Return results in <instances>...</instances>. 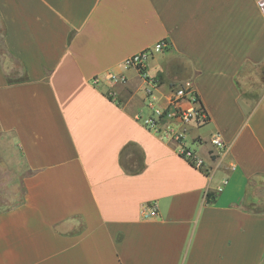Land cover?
Returning a JSON list of instances; mask_svg holds the SVG:
<instances>
[{
	"label": "crops",
	"instance_id": "1",
	"mask_svg": "<svg viewBox=\"0 0 264 264\" xmlns=\"http://www.w3.org/2000/svg\"><path fill=\"white\" fill-rule=\"evenodd\" d=\"M162 39L148 72L165 91L194 81L202 168L135 117L146 83L124 61ZM0 139L27 171L0 210V264H264V7L0 0Z\"/></svg>",
	"mask_w": 264,
	"mask_h": 264
},
{
	"label": "built area",
	"instance_id": "2",
	"mask_svg": "<svg viewBox=\"0 0 264 264\" xmlns=\"http://www.w3.org/2000/svg\"><path fill=\"white\" fill-rule=\"evenodd\" d=\"M259 3L264 7V0H259ZM168 46L169 41L162 39L153 47L135 53L124 61V67L127 70L134 69L146 83L143 89V100L148 112H138L135 117L149 130L163 137L175 139L180 145V153L195 166L202 168L204 160L197 156L194 150L185 143L186 136L192 125L201 127L209 121V113L200 103L199 93L194 81L191 79L178 81L165 91L162 89L161 80L151 76L148 72L150 60L156 54L164 52ZM106 76L109 81L115 84H123L129 80L128 76L124 73H108ZM99 81V77L93 79L94 83H98ZM211 144L219 150L228 148V144L220 134L212 135ZM221 189L222 186L219 187V190ZM142 213L145 219L154 218L159 215L155 203L146 204L143 207Z\"/></svg>",
	"mask_w": 264,
	"mask_h": 264
},
{
	"label": "rangeland",
	"instance_id": "3",
	"mask_svg": "<svg viewBox=\"0 0 264 264\" xmlns=\"http://www.w3.org/2000/svg\"><path fill=\"white\" fill-rule=\"evenodd\" d=\"M22 166L19 154L13 157L0 154V210L13 207L24 199L27 171Z\"/></svg>",
	"mask_w": 264,
	"mask_h": 264
},
{
	"label": "trees",
	"instance_id": "4",
	"mask_svg": "<svg viewBox=\"0 0 264 264\" xmlns=\"http://www.w3.org/2000/svg\"><path fill=\"white\" fill-rule=\"evenodd\" d=\"M208 199L210 200L211 198L209 197Z\"/></svg>",
	"mask_w": 264,
	"mask_h": 264
}]
</instances>
